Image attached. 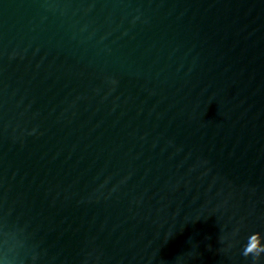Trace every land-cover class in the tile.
<instances>
[{"label":"water","instance_id":"95a60500","mask_svg":"<svg viewBox=\"0 0 264 264\" xmlns=\"http://www.w3.org/2000/svg\"><path fill=\"white\" fill-rule=\"evenodd\" d=\"M264 0H0V264H264Z\"/></svg>","mask_w":264,"mask_h":264},{"label":"clouds","instance_id":"9594fccd","mask_svg":"<svg viewBox=\"0 0 264 264\" xmlns=\"http://www.w3.org/2000/svg\"><path fill=\"white\" fill-rule=\"evenodd\" d=\"M260 234H253L248 238L245 244L242 255L245 257H254L257 261L264 255V246L259 244Z\"/></svg>","mask_w":264,"mask_h":264}]
</instances>
